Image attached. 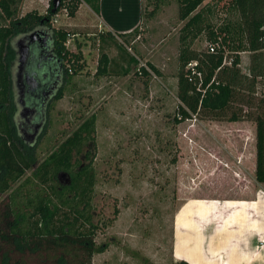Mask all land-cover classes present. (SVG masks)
Returning a JSON list of instances; mask_svg holds the SVG:
<instances>
[{"label": "rangeland", "instance_id": "rangeland-1", "mask_svg": "<svg viewBox=\"0 0 264 264\" xmlns=\"http://www.w3.org/2000/svg\"><path fill=\"white\" fill-rule=\"evenodd\" d=\"M62 1L64 7L52 13L48 11L51 0H16L17 17L32 11L52 14L50 25L69 33L66 48L80 52L83 63L75 74L71 64L66 63L72 75L65 78L59 99L51 101L47 121L35 144L29 146L21 140L31 147L37 164L41 163L94 115V140L85 147L88 157L81 156L85 165L92 159L95 173L94 242L101 251L93 254L90 264L168 263L172 261L173 218L183 196L179 188L196 178L203 186L212 184L222 176L220 165L231 172L236 170L234 164L225 165V160L222 163L216 157L225 156V150L241 151L242 147L246 156L243 173L246 181L252 180L248 163L255 152L253 117L258 95L264 96V78L257 81L255 93L242 92L252 97L247 103L237 96L226 110L200 112L179 123L175 120L180 49L189 46L201 51L211 45L209 31L218 32L224 27L229 39L243 40L239 10L232 0H205L194 12L201 10L197 23L185 30L186 20L179 18L177 0H142L139 33L129 35L125 44L122 36L117 37L122 47L119 49L106 36L100 39L103 28L93 10L98 0ZM75 1L78 8L71 16ZM8 26V20L1 16L0 71L8 70L11 77L16 72V44L21 35L6 30ZM225 51L229 56L233 53L227 47ZM102 54L110 60L108 74L97 75ZM239 55L240 69L248 73L250 52L245 50ZM13 91L12 81L10 97L14 101ZM232 111L237 112V121L229 120ZM239 121L245 123L244 138L237 127ZM198 162L205 164L200 168ZM32 171L26 170L0 196V207L9 195L19 194L18 202H23L28 189L31 192L38 188L36 182L26 181ZM56 177L58 186H65L67 173L59 171ZM188 208L189 204L176 217L177 239Z\"/></svg>", "mask_w": 264, "mask_h": 264}, {"label": "trees", "instance_id": "trees-1", "mask_svg": "<svg viewBox=\"0 0 264 264\" xmlns=\"http://www.w3.org/2000/svg\"><path fill=\"white\" fill-rule=\"evenodd\" d=\"M177 1L178 15L181 20H186L183 27L186 30L197 23L201 10L194 12L205 0ZM76 2L70 8L71 16L78 8ZM231 3L239 10L242 19L240 28L243 40L229 39L224 27L218 32L209 31L210 44L215 46L213 52L209 45L201 51H194L189 46L179 51L177 123L196 117L200 112L226 110L237 96L240 102H249L252 97L242 92L255 93L257 81L264 78V0H232ZM16 4V0H0V14L8 20L6 30L9 32L23 34L41 24L51 26L49 15L52 14L40 15L32 11L17 17ZM51 4L48 7L50 12L53 9L52 0ZM63 7L60 0L58 9ZM93 10L98 14V2ZM138 29L139 26L128 33L116 35L101 30L100 39L106 36L122 49L115 36H122L125 44L129 35L139 33ZM50 30L55 57L53 60L42 57L40 65L43 71H47L49 66L53 68L55 61L59 60L66 72L69 71L66 67L69 62L72 73H77L83 67V63H80L82 55L80 52H69L66 48L69 33L52 26ZM197 31L200 32V29ZM226 47L233 52L232 55H226ZM245 50L250 52L248 73L240 69L239 53ZM129 59L134 61L133 57ZM100 61L95 74H108L109 58L102 54ZM191 61H197V68L202 73L203 83L200 87L189 80L190 72L186 70V65ZM70 75L67 73V78ZM11 85L8 70L0 71V196L28 169L33 171L26 181L36 182L38 188L31 191L33 195H29L31 192L28 189V196L23 202H18L19 194L9 195L8 201L0 207V264H90L93 254L101 251L94 242L97 228L92 211L95 173L91 167L92 159L85 165L81 156L84 155L85 159L88 157L85 147L94 140L95 117L91 115L85 119L54 152L37 164V157L29 146L24 145L12 120ZM61 93L60 90L56 99ZM257 98L253 117L255 180L264 183V96L258 95ZM237 115L236 111H232L229 120L237 121ZM59 171L67 173L65 186L57 184ZM163 264L189 263L172 260Z\"/></svg>", "mask_w": 264, "mask_h": 264}, {"label": "crops", "instance_id": "crops-1", "mask_svg": "<svg viewBox=\"0 0 264 264\" xmlns=\"http://www.w3.org/2000/svg\"><path fill=\"white\" fill-rule=\"evenodd\" d=\"M98 6L100 30L116 35L141 24L142 0H99ZM237 125L244 138L245 123L239 121ZM241 149L225 150V156L216 157L222 163L225 160V165L234 164L236 170L231 172L220 165L222 176L212 184L203 186L196 178L179 188L183 196L173 218L172 260L189 264H264V183L255 180V152L248 163L252 180L246 181V156ZM197 164L201 168L205 163ZM188 204L177 239L176 217Z\"/></svg>", "mask_w": 264, "mask_h": 264}, {"label": "flooded vegetation", "instance_id": "flooded-vegetation-1", "mask_svg": "<svg viewBox=\"0 0 264 264\" xmlns=\"http://www.w3.org/2000/svg\"><path fill=\"white\" fill-rule=\"evenodd\" d=\"M34 32L39 34L29 36ZM20 35L17 40L20 45L17 48L14 65L16 72L14 75L11 74L14 89L13 122L18 136L27 145L32 146L43 131L51 101L59 99H56V96L68 72L59 60L55 61L53 68L49 66L45 72L40 65L43 62L42 57L44 60H53L55 57L50 27L41 24L40 27ZM43 35L44 40L41 39ZM47 40L48 44H46ZM26 43L29 45L26 67L19 69V54Z\"/></svg>", "mask_w": 264, "mask_h": 264}, {"label": "built area", "instance_id": "built-area-1", "mask_svg": "<svg viewBox=\"0 0 264 264\" xmlns=\"http://www.w3.org/2000/svg\"><path fill=\"white\" fill-rule=\"evenodd\" d=\"M217 46V45H216ZM210 51L213 52L215 49L214 45H209ZM197 61H191L186 65V70H189V80L194 81V84L200 87L203 83V76L201 71L198 70Z\"/></svg>", "mask_w": 264, "mask_h": 264}, {"label": "water", "instance_id": "water-1", "mask_svg": "<svg viewBox=\"0 0 264 264\" xmlns=\"http://www.w3.org/2000/svg\"><path fill=\"white\" fill-rule=\"evenodd\" d=\"M59 2L60 0H52V3H53V9H52V12H56V10L58 9V6H59ZM33 35H37L39 34L38 32H34V33H31L29 36H32ZM45 39V36L43 35V40ZM18 45H20V42L16 44V48H18ZM28 44L26 43L23 47H22V51L21 53L19 54V69H24L26 67V61H27V58H28ZM19 51V49H18Z\"/></svg>", "mask_w": 264, "mask_h": 264}]
</instances>
